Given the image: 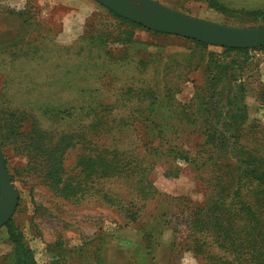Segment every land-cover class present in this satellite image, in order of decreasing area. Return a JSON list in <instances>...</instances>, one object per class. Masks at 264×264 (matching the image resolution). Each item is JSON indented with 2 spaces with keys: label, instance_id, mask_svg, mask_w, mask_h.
Returning <instances> with one entry per match:
<instances>
[{
  "label": "rangeland",
  "instance_id": "374dc122",
  "mask_svg": "<svg viewBox=\"0 0 264 264\" xmlns=\"http://www.w3.org/2000/svg\"><path fill=\"white\" fill-rule=\"evenodd\" d=\"M156 1L213 22L252 23L228 18L207 0ZM221 1L238 10L264 8V0ZM119 22L97 0H0V142L20 194L13 219L40 264L233 261L198 218H213L205 210L210 203L222 208L223 223L241 220L237 188L245 201L255 196L259 184L244 175L238 157L264 158V48L225 53L219 45ZM127 35L131 43L110 40ZM147 57L151 62L141 64ZM214 61L229 68L224 84L213 87ZM149 86L169 90L198 115L213 93L208 99L223 114L210 122L229 129V149L206 144L201 116L164 119V136L145 127L147 101L131 92ZM34 121L53 131V141L73 140L63 167L65 176L80 177L77 193L60 191L35 165L26 135ZM171 145L188 153L162 152ZM95 155L117 158L120 170L84 171L82 161ZM231 179L223 201L219 181ZM11 248L4 225L0 264Z\"/></svg>",
  "mask_w": 264,
  "mask_h": 264
},
{
  "label": "trees",
  "instance_id": "16d2710c",
  "mask_svg": "<svg viewBox=\"0 0 264 264\" xmlns=\"http://www.w3.org/2000/svg\"><path fill=\"white\" fill-rule=\"evenodd\" d=\"M207 2L212 8L222 12L228 18L252 22L249 25L239 24L240 26H264V8L247 11L234 9L221 0H207ZM106 8L114 18L120 21L119 25L121 22H124L125 24L146 28L139 23L133 22L123 16L118 15L108 7ZM186 39L195 42L197 46L208 45V43H204L195 39ZM110 40L112 42L118 41L119 43L128 44L131 43L132 38L127 35L126 39L113 37L110 38ZM224 49L225 53H240L250 50V48L234 47H224ZM173 61V65H180V63L182 64V62H176L175 60ZM140 62L141 64L147 63L148 65V63L151 61L147 57V60L142 58ZM214 62L216 64L215 71L209 69V76L212 77L211 81H213V87L215 85L224 84L223 80L226 77L229 68L225 61ZM178 77L182 78L183 76ZM131 93L133 97L138 99V101H147L144 107V125L145 127L153 130V132L155 131L159 135L164 136V132L166 131V127L164 128L166 124L165 120L170 116H177V118L182 119L190 118L191 116H194V119H197L198 116H201V118H203L202 124H204L205 128L203 132L205 135H207V139H205L206 144H215L216 142V148L223 152H226L229 149L228 147L230 145L229 141L231 136L229 129L226 127V125H222V128L215 127L214 124H211L210 122V120L212 121L213 118L223 114L221 108L218 107V104L211 102L208 99L214 97L213 93L205 96L204 107L202 108L201 106V109H199L201 110V115H198L197 112L190 113L188 108H191V105L181 104L180 102L172 100V97H169L171 93L169 90L165 92L163 91L162 93L149 86L144 88L142 87L139 90H134ZM160 96H163L164 100H167V105H161L160 101H162V99ZM229 100V98L226 99L228 104L230 102ZM228 104H226V106ZM239 110H241V106H239ZM220 112L221 114H218ZM232 116L236 117L237 115L236 113H233ZM210 117L213 118L211 119ZM158 118L159 120H156ZM32 126V131H28L26 135L28 136V146L31 149V153L34 155L33 157L35 165H42L43 172L46 178L50 181V184L55 186L60 191H63L66 194H74L80 191L82 188L80 177L78 179L75 176H65L66 173L63 167V153L66 149L65 147L73 142L71 137L69 135H64L56 141H53L52 130L43 128L40 123L38 124L35 121L33 122ZM234 126L235 125H233V127ZM236 128L239 129V125L236 126ZM211 138H214V140L211 141ZM0 145L2 148L1 142ZM159 146L160 145H157L156 147H153V149H158ZM162 152L188 153L181 150L176 145H171L165 150H162ZM185 158L188 159L190 157ZM5 161L8 169L6 157ZM238 161L243 166L244 175L250 176L252 179H254V181L257 182V184H259L256 185L255 196H253L250 201H245L244 197L241 195L242 189L240 187L237 188L236 192L238 193V198L242 199L238 209L242 219L240 220L238 218L237 220H232V218H229L228 223L225 224L221 220V217L223 216L222 208H212L210 207L209 203L205 206V210L208 211V215L213 218L208 219L207 217H204L203 214H201L198 220L200 221V226L202 228L211 232V237L221 248L229 250L230 255L233 254V261L226 263V261L218 259L217 261L213 260V263L264 264V158H252L248 161L245 159V157L241 159L238 157ZM81 164L83 165L84 171L89 169L92 165L93 173L96 171H98V173L105 171L106 174L110 172H118L121 167V163L117 158H103V156L100 155L87 157L82 161ZM249 165L251 166L250 168ZM220 175L223 176L224 174L222 173ZM232 179L228 181H219L221 183L220 188L223 190L220 199L223 201L225 195L229 193ZM5 227L7 228L8 239L12 246L10 252L4 255L7 264H40L35 258L34 250L26 242L24 232L15 223L13 218L5 224ZM210 263L213 264L212 262ZM48 264H59V261L54 260Z\"/></svg>",
  "mask_w": 264,
  "mask_h": 264
},
{
  "label": "water",
  "instance_id": "95a60500",
  "mask_svg": "<svg viewBox=\"0 0 264 264\" xmlns=\"http://www.w3.org/2000/svg\"><path fill=\"white\" fill-rule=\"evenodd\" d=\"M120 16L148 29L234 48L264 47V26L240 27L213 22L172 9L156 0H97ZM20 194L0 145V228L19 204Z\"/></svg>",
  "mask_w": 264,
  "mask_h": 264
}]
</instances>
